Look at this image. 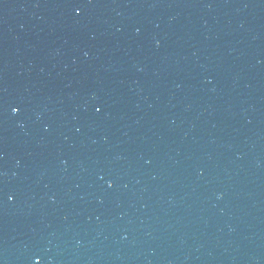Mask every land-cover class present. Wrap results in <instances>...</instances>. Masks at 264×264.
I'll return each mask as SVG.
<instances>
[{
  "label": "water",
  "instance_id": "obj_1",
  "mask_svg": "<svg viewBox=\"0 0 264 264\" xmlns=\"http://www.w3.org/2000/svg\"><path fill=\"white\" fill-rule=\"evenodd\" d=\"M0 264H264V0H0Z\"/></svg>",
  "mask_w": 264,
  "mask_h": 264
},
{
  "label": "snow or ice",
  "instance_id": "obj_2",
  "mask_svg": "<svg viewBox=\"0 0 264 264\" xmlns=\"http://www.w3.org/2000/svg\"><path fill=\"white\" fill-rule=\"evenodd\" d=\"M13 111L15 112V111H17V109L14 108ZM97 111H99V109H97Z\"/></svg>",
  "mask_w": 264,
  "mask_h": 264
}]
</instances>
